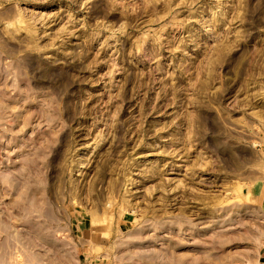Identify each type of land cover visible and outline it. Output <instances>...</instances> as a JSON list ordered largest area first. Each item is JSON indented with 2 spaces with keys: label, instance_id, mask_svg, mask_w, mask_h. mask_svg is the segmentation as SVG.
Masks as SVG:
<instances>
[{
  "label": "rangeland",
  "instance_id": "1",
  "mask_svg": "<svg viewBox=\"0 0 264 264\" xmlns=\"http://www.w3.org/2000/svg\"><path fill=\"white\" fill-rule=\"evenodd\" d=\"M264 0H0V264H256Z\"/></svg>",
  "mask_w": 264,
  "mask_h": 264
},
{
  "label": "crops",
  "instance_id": "2",
  "mask_svg": "<svg viewBox=\"0 0 264 264\" xmlns=\"http://www.w3.org/2000/svg\"><path fill=\"white\" fill-rule=\"evenodd\" d=\"M246 196L249 200L257 202L264 210V180L258 184L248 186L246 189ZM256 264H264V249Z\"/></svg>",
  "mask_w": 264,
  "mask_h": 264
}]
</instances>
